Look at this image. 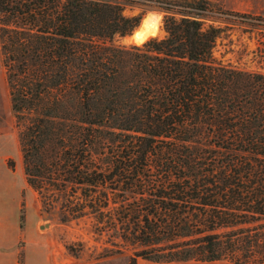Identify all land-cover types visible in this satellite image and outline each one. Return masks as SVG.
Instances as JSON below:
<instances>
[{
	"label": "trees",
	"instance_id": "trees-1",
	"mask_svg": "<svg viewBox=\"0 0 264 264\" xmlns=\"http://www.w3.org/2000/svg\"><path fill=\"white\" fill-rule=\"evenodd\" d=\"M201 3L0 0L27 183L60 223L139 244L129 264L264 261V71L214 55ZM150 8L163 38L114 42Z\"/></svg>",
	"mask_w": 264,
	"mask_h": 264
},
{
	"label": "rangeland",
	"instance_id": "rangeland-1",
	"mask_svg": "<svg viewBox=\"0 0 264 264\" xmlns=\"http://www.w3.org/2000/svg\"><path fill=\"white\" fill-rule=\"evenodd\" d=\"M196 1H202L201 4L206 6L205 9L193 8V11L202 13L204 24L221 28L214 55L223 63L244 70L264 71V0ZM144 7L142 4H128L124 13L138 14ZM163 14L154 8L145 11L143 23L149 18L156 22H152L155 30L149 32L157 30ZM2 22L0 16V32ZM165 34L162 27L158 39ZM3 41H7V37L2 39L0 33V174L12 183L13 228L19 233L28 232L26 243L29 246H39V252L33 248L28 259L37 264H129L130 257L140 249L139 244L114 238L106 231L96 232L91 217L60 223L55 215L43 213L38 192L26 180L19 126L10 108L6 58L1 49ZM114 42L124 45L117 37ZM24 244L21 239L18 246ZM18 260L24 261L23 251Z\"/></svg>",
	"mask_w": 264,
	"mask_h": 264
},
{
	"label": "crops",
	"instance_id": "crops-1",
	"mask_svg": "<svg viewBox=\"0 0 264 264\" xmlns=\"http://www.w3.org/2000/svg\"><path fill=\"white\" fill-rule=\"evenodd\" d=\"M4 176V175H3ZM13 228L12 213V183L5 180L0 174V264H37L36 261L28 259L29 252L35 248L39 252V246L28 245V232L19 233ZM24 240L25 244L18 246L20 240ZM23 251L24 261L18 260L19 253ZM35 251V252H36ZM136 264H234L225 260L201 261H166L155 262L144 258H137Z\"/></svg>",
	"mask_w": 264,
	"mask_h": 264
},
{
	"label": "clouds",
	"instance_id": "clouds-1",
	"mask_svg": "<svg viewBox=\"0 0 264 264\" xmlns=\"http://www.w3.org/2000/svg\"><path fill=\"white\" fill-rule=\"evenodd\" d=\"M163 27V17L160 19V25L157 27V30L154 32H147L143 27V20L141 23L133 28L130 34H127L123 37L119 33L116 34V37L119 38L125 46L142 48L150 41L158 39L160 37V30Z\"/></svg>",
	"mask_w": 264,
	"mask_h": 264
},
{
	"label": "bare ground",
	"instance_id": "bare-ground-1",
	"mask_svg": "<svg viewBox=\"0 0 264 264\" xmlns=\"http://www.w3.org/2000/svg\"><path fill=\"white\" fill-rule=\"evenodd\" d=\"M147 19V18H146ZM152 22H155L153 21L152 19H147L144 21L143 23V27H144V30L149 32L151 30H155L156 26L154 24H152ZM156 23V22H155Z\"/></svg>",
	"mask_w": 264,
	"mask_h": 264
}]
</instances>
